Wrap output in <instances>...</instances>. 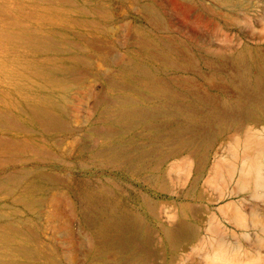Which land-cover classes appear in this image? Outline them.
Segmentation results:
<instances>
[{
	"label": "rangeland",
	"instance_id": "obj_1",
	"mask_svg": "<svg viewBox=\"0 0 264 264\" xmlns=\"http://www.w3.org/2000/svg\"><path fill=\"white\" fill-rule=\"evenodd\" d=\"M0 35V264H206L212 224L259 253L261 228L232 216L264 220V190L216 177L236 137L264 136V0H0ZM25 63L65 70L46 87ZM40 96L52 124L31 114Z\"/></svg>",
	"mask_w": 264,
	"mask_h": 264
},
{
	"label": "bare ground",
	"instance_id": "obj_2",
	"mask_svg": "<svg viewBox=\"0 0 264 264\" xmlns=\"http://www.w3.org/2000/svg\"><path fill=\"white\" fill-rule=\"evenodd\" d=\"M133 7H134V5H133ZM135 9H136V5H135ZM132 34H134V33H132ZM132 34L130 33L131 36L136 37L135 35H132ZM97 42H99V41L97 40ZM184 44H186V42ZM93 45L95 46L96 44H93ZM191 45H193V44H191ZM102 48H103V46H102ZM195 48H197V47H195ZM96 49H98V47ZM111 53H112V51L110 52V54ZM94 57L95 56H93L92 58H94ZM43 64L44 63H40V64L25 63V65L23 67V71H24L23 75H27L29 78H36L37 80L44 82L46 87H47V85L51 86L50 84L55 82V79L53 76L57 75L59 73L62 75V73H64L65 68L61 65H57V66L53 67V66H46ZM81 72H83V71H81ZM263 72H264V69H263ZM75 73H78V72H74V74ZM262 74H264V73H262ZM258 75H259V73H257V75H256V82L255 83L259 89H263L264 88V77H261V75L260 76H258ZM76 76H79V75H76ZM218 86H217V88H218ZM103 98L106 99V97H103ZM219 98H220V96H219ZM29 109L31 111V114H33L35 117L41 119L42 121L48 122V124L54 123L55 114L60 110V108L58 107L55 100L52 99L50 96H46V97L40 96V97H37L36 100L34 98V101L29 105ZM143 114H144L143 112L127 111L126 113H123L122 118L127 120L129 122L130 126H133L140 120L141 117H143ZM216 118H217V116H215V119ZM245 124H247V123H245ZM248 125H249V123H248ZM104 129L105 128H103V130ZM182 132L178 133L181 144H183L185 141L188 140V138L184 136L185 134H181ZM188 132H192V131H188ZM172 137H174L173 134H172ZM233 144H234V147L231 150L233 151L234 161L231 164L226 166V173L225 174L219 172L218 175L216 174L217 175L216 178H219V180L222 181L223 183H226V182L229 183V182L234 181L237 172H239L238 179H237V186L239 188H241L243 190H248V189H252V188H256L258 190L259 189L264 190V136L259 132H252L249 129L247 136H246L244 141H242L240 137H236L233 141ZM188 145H190V144H188ZM121 157H124L123 152H117L114 155L115 160H119ZM263 190H261V191H263ZM232 191H233V189H232ZM258 196L264 197V193H258ZM256 198H258V197H256ZM86 202L89 205L90 204H93V205L97 204V200H95L93 202V199L90 196H88L86 198ZM222 210H224V208ZM253 214L254 213H252L251 215L250 214L246 215V214H242V213L235 211V213L233 214L232 217H233V220H235L238 224L259 226L264 233V220L263 219L254 220ZM171 219H175L174 222H172V221L170 222L172 224V230L171 231H172L175 238L180 239L181 237H183L184 235L187 234L185 224L180 220L179 214L177 212L171 214L169 216V218H167L168 221H170ZM20 220L22 221V219H20ZM30 220H32V219L30 218ZM137 226H139L138 219L131 216V218H129L128 220L125 221L124 227L122 228V229L125 228L128 231L122 230L121 233H119V232L116 233L114 235V237L116 236L115 240L120 242V243H125V242L127 243L130 238H136L135 234H129V233H130V231H132V228L137 227ZM29 229H30V227H29ZM116 229H117V227H116ZM210 229L217 233L216 239H213L212 243L209 244L211 252L205 251L204 246L200 249H196V251H197L196 254L200 258H202L206 264H264V238L262 235H260V234L254 235V240L259 245V253L257 255H254V256L247 257L244 254L242 244L236 243L235 246H232L231 243L228 240H226L225 236H223L222 232L220 231V229L218 227H214V225L212 224ZM112 230H114L113 227H111V225H108L104 222L99 226V228L97 230H95V234H96L97 238H100L103 240L107 236H109V233ZM85 233H86V231H85ZM80 236H81V234H80ZM102 237H104V238H102ZM235 237H236V235H235ZM235 240H236V238L234 239V241ZM79 242H81V241H79ZM89 242L92 246L97 244V241L94 238H90ZM78 245H79V243H78ZM205 247H207V244L205 245ZM231 248L235 249L234 253H232Z\"/></svg>",
	"mask_w": 264,
	"mask_h": 264
}]
</instances>
